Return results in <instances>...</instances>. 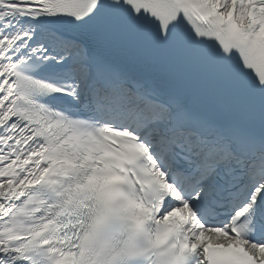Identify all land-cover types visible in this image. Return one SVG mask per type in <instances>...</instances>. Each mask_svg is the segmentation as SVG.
<instances>
[{"label":"snow or ice","instance_id":"obj_1","mask_svg":"<svg viewBox=\"0 0 264 264\" xmlns=\"http://www.w3.org/2000/svg\"><path fill=\"white\" fill-rule=\"evenodd\" d=\"M0 264H264V0H0Z\"/></svg>","mask_w":264,"mask_h":264}]
</instances>
